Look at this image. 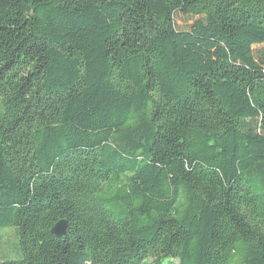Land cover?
I'll return each mask as SVG.
<instances>
[{
    "label": "trees",
    "instance_id": "1",
    "mask_svg": "<svg viewBox=\"0 0 264 264\" xmlns=\"http://www.w3.org/2000/svg\"><path fill=\"white\" fill-rule=\"evenodd\" d=\"M10 226L0 264H264V0H0Z\"/></svg>",
    "mask_w": 264,
    "mask_h": 264
},
{
    "label": "rangeland",
    "instance_id": "2",
    "mask_svg": "<svg viewBox=\"0 0 264 264\" xmlns=\"http://www.w3.org/2000/svg\"><path fill=\"white\" fill-rule=\"evenodd\" d=\"M16 243L17 237L13 226L0 230V260L17 257L13 252Z\"/></svg>",
    "mask_w": 264,
    "mask_h": 264
},
{
    "label": "water",
    "instance_id": "3",
    "mask_svg": "<svg viewBox=\"0 0 264 264\" xmlns=\"http://www.w3.org/2000/svg\"><path fill=\"white\" fill-rule=\"evenodd\" d=\"M67 230V220L64 218L59 219L55 224L50 228V232L56 237L60 238L66 234Z\"/></svg>",
    "mask_w": 264,
    "mask_h": 264
}]
</instances>
